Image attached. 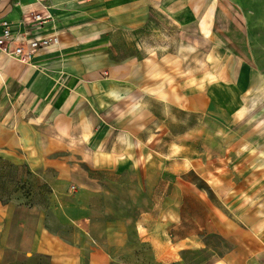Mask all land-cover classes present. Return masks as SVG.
Wrapping results in <instances>:
<instances>
[{"label":"crops","instance_id":"1","mask_svg":"<svg viewBox=\"0 0 264 264\" xmlns=\"http://www.w3.org/2000/svg\"><path fill=\"white\" fill-rule=\"evenodd\" d=\"M211 1L0 0V35L5 20L23 34L40 12L48 20L32 34L58 37L30 63L0 48V160L51 188L46 206L0 197V264L12 248L53 264L169 262L170 232L194 206L178 125L188 111H244L264 87L252 43H224L203 20ZM207 23L219 36L206 53L214 77L191 82L183 33L196 27L197 40Z\"/></svg>","mask_w":264,"mask_h":264},{"label":"rangeland","instance_id":"2","mask_svg":"<svg viewBox=\"0 0 264 264\" xmlns=\"http://www.w3.org/2000/svg\"><path fill=\"white\" fill-rule=\"evenodd\" d=\"M206 18L216 26L214 31L219 30L222 42L252 43L255 59L251 61L264 72V0H212L204 11L203 20ZM211 23L201 27L203 36L196 35L197 40L192 37L196 27L183 33L185 72L191 82L199 76L214 77L206 53L211 40L219 36H208ZM248 95L251 101V92ZM258 101L249 103L244 111L236 113L238 109L232 107L221 117L208 115L204 121L197 112L188 111L182 126L178 125L179 145L190 140L195 164L194 206L183 207L180 230L170 232L166 264H264V87ZM185 118L189 134L184 131ZM167 189L168 193L170 187ZM0 197L46 206L51 188L41 174L34 176L25 166L0 160ZM195 240L200 245H193ZM184 242L191 248L180 249ZM178 253L184 257L182 261H176ZM6 258L10 264H53L45 256L29 258L13 248Z\"/></svg>","mask_w":264,"mask_h":264},{"label":"built area","instance_id":"3","mask_svg":"<svg viewBox=\"0 0 264 264\" xmlns=\"http://www.w3.org/2000/svg\"><path fill=\"white\" fill-rule=\"evenodd\" d=\"M48 17L40 12L25 16L22 23L25 24L24 33L19 35L13 30L12 23L5 20L2 23V34L0 35V48L21 62L30 63L37 51L42 47H47L58 42L56 35L41 36L33 35L31 27H40L47 22Z\"/></svg>","mask_w":264,"mask_h":264}]
</instances>
